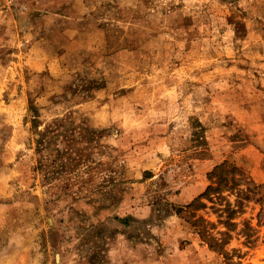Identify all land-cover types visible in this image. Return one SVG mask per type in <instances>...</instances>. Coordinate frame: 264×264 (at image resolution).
Wrapping results in <instances>:
<instances>
[{"label":"rangeland","instance_id":"obj_1","mask_svg":"<svg viewBox=\"0 0 264 264\" xmlns=\"http://www.w3.org/2000/svg\"><path fill=\"white\" fill-rule=\"evenodd\" d=\"M0 264H264V0H0Z\"/></svg>","mask_w":264,"mask_h":264},{"label":"trees","instance_id":"obj_2","mask_svg":"<svg viewBox=\"0 0 264 264\" xmlns=\"http://www.w3.org/2000/svg\"><path fill=\"white\" fill-rule=\"evenodd\" d=\"M226 169L227 168L223 165H219V166L215 167L209 173L211 184L207 187L205 192H203L198 198H196L191 203H189L184 208H182V209H184L185 213L188 214V216H187V217H189L188 221L189 220L191 221L190 223L199 230L201 237L205 238L207 243L212 248H217V247L221 246V243L223 242V240L222 239L219 240L216 237L210 235L206 225L202 226L203 224L201 223L199 218L195 217V219L192 220L191 217L194 216V211H192V210L197 209L200 206H204V204L200 200L202 197H209V194L211 191H217V188H219L218 186L223 181V171Z\"/></svg>","mask_w":264,"mask_h":264}]
</instances>
